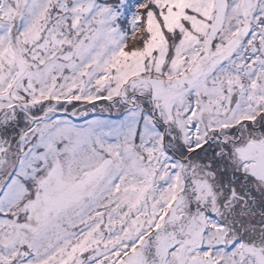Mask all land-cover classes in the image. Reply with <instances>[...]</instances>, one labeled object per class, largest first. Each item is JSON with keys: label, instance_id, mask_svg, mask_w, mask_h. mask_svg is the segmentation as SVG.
<instances>
[{"label": "snow or ice", "instance_id": "obj_1", "mask_svg": "<svg viewBox=\"0 0 264 264\" xmlns=\"http://www.w3.org/2000/svg\"><path fill=\"white\" fill-rule=\"evenodd\" d=\"M0 0V264H264V0Z\"/></svg>", "mask_w": 264, "mask_h": 264}, {"label": "rangeland", "instance_id": "obj_2", "mask_svg": "<svg viewBox=\"0 0 264 264\" xmlns=\"http://www.w3.org/2000/svg\"><path fill=\"white\" fill-rule=\"evenodd\" d=\"M100 2L117 3L118 0H100ZM136 0H126L127 8L125 10L124 18L122 19V26L127 28V18L130 16L132 9L134 8Z\"/></svg>", "mask_w": 264, "mask_h": 264}]
</instances>
